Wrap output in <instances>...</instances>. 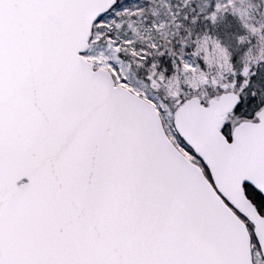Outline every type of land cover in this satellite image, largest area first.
Returning a JSON list of instances; mask_svg holds the SVG:
<instances>
[{"label": "snow or ice", "instance_id": "snow-or-ice-1", "mask_svg": "<svg viewBox=\"0 0 264 264\" xmlns=\"http://www.w3.org/2000/svg\"><path fill=\"white\" fill-rule=\"evenodd\" d=\"M0 264H264V0H0Z\"/></svg>", "mask_w": 264, "mask_h": 264}, {"label": "rangeland", "instance_id": "rangeland-1", "mask_svg": "<svg viewBox=\"0 0 264 264\" xmlns=\"http://www.w3.org/2000/svg\"><path fill=\"white\" fill-rule=\"evenodd\" d=\"M232 23L235 24L236 22L233 20Z\"/></svg>", "mask_w": 264, "mask_h": 264}]
</instances>
